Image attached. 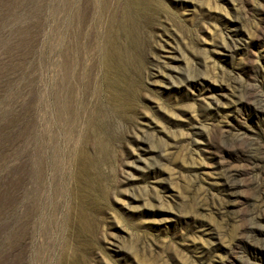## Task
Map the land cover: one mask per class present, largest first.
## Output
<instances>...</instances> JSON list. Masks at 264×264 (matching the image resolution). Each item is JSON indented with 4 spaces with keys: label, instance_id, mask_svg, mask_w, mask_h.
I'll return each instance as SVG.
<instances>
[{
    "label": "rangeland",
    "instance_id": "374dc122",
    "mask_svg": "<svg viewBox=\"0 0 264 264\" xmlns=\"http://www.w3.org/2000/svg\"><path fill=\"white\" fill-rule=\"evenodd\" d=\"M0 264H264V0H0Z\"/></svg>",
    "mask_w": 264,
    "mask_h": 264
},
{
    "label": "bare ground",
    "instance_id": "6f19581e",
    "mask_svg": "<svg viewBox=\"0 0 264 264\" xmlns=\"http://www.w3.org/2000/svg\"><path fill=\"white\" fill-rule=\"evenodd\" d=\"M112 21V20H111ZM124 28V27H123Z\"/></svg>",
    "mask_w": 264,
    "mask_h": 264
}]
</instances>
